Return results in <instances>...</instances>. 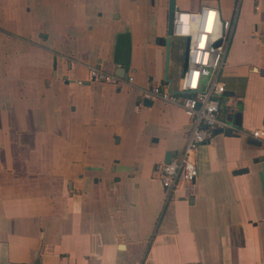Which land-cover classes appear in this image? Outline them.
Here are the masks:
<instances>
[{"label":"crops","instance_id":"obj_1","mask_svg":"<svg viewBox=\"0 0 264 264\" xmlns=\"http://www.w3.org/2000/svg\"><path fill=\"white\" fill-rule=\"evenodd\" d=\"M176 6L236 20L219 117L242 119L167 201L159 168L192 119L142 90L181 91L186 37L164 80L169 0H0V264H264V0Z\"/></svg>","mask_w":264,"mask_h":264},{"label":"built area","instance_id":"obj_2","mask_svg":"<svg viewBox=\"0 0 264 264\" xmlns=\"http://www.w3.org/2000/svg\"><path fill=\"white\" fill-rule=\"evenodd\" d=\"M236 20L223 18L218 8L204 6L201 11L178 10L174 16V35L189 39L188 67L182 75L181 92L172 91L167 84H154L142 90V97L179 104L192 119V127L184 150L169 162L160 165L159 172L166 199L177 196L182 184L192 183L197 175L195 152L212 134V129L220 127L238 131L232 108L225 119L219 117L221 104L225 99L226 85L221 80V69L234 35ZM210 29L211 32L204 30ZM90 80L119 84L121 77L102 68H91ZM134 82L133 74L127 77ZM83 81H80L82 83ZM264 146V129L250 132Z\"/></svg>","mask_w":264,"mask_h":264},{"label":"water","instance_id":"obj_3","mask_svg":"<svg viewBox=\"0 0 264 264\" xmlns=\"http://www.w3.org/2000/svg\"><path fill=\"white\" fill-rule=\"evenodd\" d=\"M177 11V6H176V0H169V7H168V35L166 38L160 39L161 43H164L166 45V64H165V76L164 80L165 82L171 84L172 87V80L168 77V71H169V63H170V51H171V43H172V38L174 36V16ZM188 47H189V39L186 40V45H185V58L183 62V70H186L188 67L187 63V57H188ZM124 70V68H121ZM117 74H119L117 72ZM173 92L180 93L185 95L186 93L181 92V91H174ZM227 93V92H226ZM144 104L146 105H152L153 101L146 99L144 100ZM241 119H242V114L240 111L236 113L235 117V122L239 125L241 124ZM224 131L227 134H231L232 131L230 129H223V128H218L215 132H221ZM254 144L260 145L261 143L257 140H252ZM172 157V152L167 151L165 154V162H169Z\"/></svg>","mask_w":264,"mask_h":264},{"label":"bare ground","instance_id":"obj_4","mask_svg":"<svg viewBox=\"0 0 264 264\" xmlns=\"http://www.w3.org/2000/svg\"><path fill=\"white\" fill-rule=\"evenodd\" d=\"M204 31H206V32H211L210 29H206V30H204Z\"/></svg>","mask_w":264,"mask_h":264}]
</instances>
